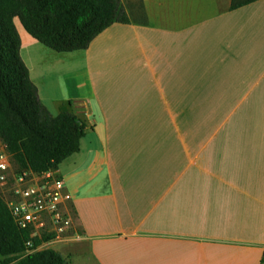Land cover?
<instances>
[{"label":"crops","instance_id":"obj_1","mask_svg":"<svg viewBox=\"0 0 264 264\" xmlns=\"http://www.w3.org/2000/svg\"><path fill=\"white\" fill-rule=\"evenodd\" d=\"M121 3L127 22L42 68L41 84L63 75L50 98L67 108L51 111L26 63L50 113L85 124L56 165L78 236L49 247L69 264H258L264 0Z\"/></svg>","mask_w":264,"mask_h":264},{"label":"trees","instance_id":"obj_2","mask_svg":"<svg viewBox=\"0 0 264 264\" xmlns=\"http://www.w3.org/2000/svg\"><path fill=\"white\" fill-rule=\"evenodd\" d=\"M251 0H232L236 8ZM18 17L25 30L58 52L84 49L105 28L127 22L121 0H0V138L17 169L43 172L79 151L85 124L70 110L50 113L21 57ZM29 231L14 221L0 197V257L4 264H69L51 247L33 251ZM47 239V236L45 237ZM258 264H264V252Z\"/></svg>","mask_w":264,"mask_h":264},{"label":"built area","instance_id":"obj_3","mask_svg":"<svg viewBox=\"0 0 264 264\" xmlns=\"http://www.w3.org/2000/svg\"><path fill=\"white\" fill-rule=\"evenodd\" d=\"M0 197L15 223L29 231L28 252L34 250L33 238L41 240L36 249H42L47 244L78 236L68 208L72 196L57 167L43 172L17 169L1 138Z\"/></svg>","mask_w":264,"mask_h":264},{"label":"rangeland","instance_id":"obj_4","mask_svg":"<svg viewBox=\"0 0 264 264\" xmlns=\"http://www.w3.org/2000/svg\"><path fill=\"white\" fill-rule=\"evenodd\" d=\"M121 1H123L124 4H126L129 8H131L133 6V3L135 4L138 0H121ZM14 20L21 39V48H20L21 57L24 60L25 64L27 63L28 66L30 67L33 78L35 79L36 83H38V86L40 88V96L42 100L44 101V103L48 104L49 108L54 113L57 111V109H62L63 106L67 108L68 107L67 102L65 101L58 102L52 100L53 97H59L62 95V90L64 87V80L62 74L61 75L58 73L54 74V72L50 74V72H47L46 70L47 73L46 72L44 73L46 74V79L44 84H41L39 82L40 72L42 68L47 67L46 65L49 63V59L51 58L52 54H56L55 52L57 51L42 44L37 39L32 37L22 26L18 17H15ZM52 246L55 248L57 247L56 245H52ZM46 247H49V244L43 246V248ZM3 260L4 257H0V264H4Z\"/></svg>","mask_w":264,"mask_h":264}]
</instances>
